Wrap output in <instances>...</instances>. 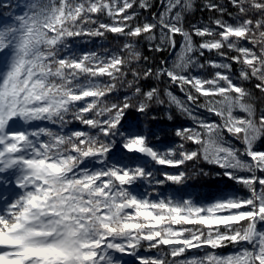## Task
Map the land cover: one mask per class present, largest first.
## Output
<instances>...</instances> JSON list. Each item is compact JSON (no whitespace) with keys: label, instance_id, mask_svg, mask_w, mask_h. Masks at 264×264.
Wrapping results in <instances>:
<instances>
[{"label":"snow or ice","instance_id":"snow-or-ice-1","mask_svg":"<svg viewBox=\"0 0 264 264\" xmlns=\"http://www.w3.org/2000/svg\"><path fill=\"white\" fill-rule=\"evenodd\" d=\"M228 3L235 12L205 0L219 15L187 30L193 0L0 3L13 9L0 17V264H126L124 255L138 264H264V150L256 149L264 0ZM108 33L123 43L73 44ZM141 39L173 58L146 66ZM205 50L221 60L200 63ZM206 66L210 76L194 74ZM149 79L157 86L145 90ZM252 81L259 97L245 86ZM165 82L185 99L161 89ZM162 96L192 124L176 129L178 144L158 148L128 115L146 116ZM201 161L248 194H164L209 175Z\"/></svg>","mask_w":264,"mask_h":264},{"label":"trees","instance_id":"trees-1","mask_svg":"<svg viewBox=\"0 0 264 264\" xmlns=\"http://www.w3.org/2000/svg\"><path fill=\"white\" fill-rule=\"evenodd\" d=\"M154 2L158 5L160 0H154ZM217 3L223 4L229 12H235V9L228 3V0H216ZM0 3L3 4H11L13 8H15L17 3L22 4L23 0H0ZM194 7L193 9L186 15L184 19V27L185 29H190L191 25L194 24H203L207 23L209 17L218 16V13H213L208 11L205 7V0H193ZM158 7H154L151 11L155 12L158 11ZM13 12L12 8L8 7H0V17H5L6 14ZM13 14H19L18 11L14 12ZM143 16H150V13L145 12L142 13ZM228 19L227 16L224 17ZM178 43L181 40V37H176ZM194 41L198 44L200 42L199 37H194ZM117 43L122 44L123 39H117L115 34L108 33L105 39L101 38H85L79 42L73 41V44L76 48L88 51V50H100L101 47H114ZM140 49L143 52V55L149 57V63L146 66H155L159 64V61L162 59H169L171 60L173 57L170 55L169 51L160 52H153L150 51L147 45V42L141 39V43L139 45ZM229 55H235L234 52L229 53ZM209 59H218L221 58L216 54L215 51L209 53L207 50L204 52V56L200 58V63H204L205 60ZM141 65H144V62L141 61ZM239 68L238 64H233V72L236 73ZM214 69L210 66H206L204 69H195L194 74L202 75V76H210L213 73ZM131 79V76L128 77ZM142 86L147 90V88L157 86L156 81L149 79L146 81H142ZM255 81L247 83L245 86L249 89L254 90ZM161 89L165 86L169 87V90L172 91L174 95H176L180 99H185V96L180 93L178 87L176 85H169L167 82L164 84L159 85ZM125 94H128L126 88H121L118 92L119 98H123ZM254 95L259 97V91L254 90ZM116 97H113L115 99ZM162 98L165 100V104L163 105H156L153 104L150 110L147 112V115H140L136 113L134 110L130 111L128 115V122L136 121L139 125V130L148 135L149 141L158 148H165L169 146H174L178 144L179 138L176 137L175 131L177 128H182L185 123L189 122L192 124V121L187 118L185 115H182L175 106H169L167 103V97ZM201 102H203L201 100ZM264 105L258 104L257 107H261ZM171 116V119H169ZM155 117V119H153ZM80 127L78 123H74L70 125V128ZM239 146V145H237ZM257 150H264V140L258 141L256 145ZM193 165L191 163L188 164V168L191 169ZM198 168H203L205 172H208L209 175H194L189 181H187L186 186L181 187L177 190L176 186H169L168 188L163 189L162 191L164 194L172 193L178 197L182 196H191L194 199L200 200H207L214 198L220 192H231L236 191L240 195H247V190L242 187V185L237 184L235 181L230 180L227 177L222 175H216L217 172L221 170L213 165H207L205 162L201 161L198 164ZM137 190L143 191L144 185H138ZM195 251V250H193ZM224 254L231 252L232 248L227 247L222 250ZM155 250L152 252L145 253L141 250V255H151L154 254ZM197 254H203L202 252ZM124 261L126 264H138V261L135 260V257L124 255Z\"/></svg>","mask_w":264,"mask_h":264},{"label":"rangeland","instance_id":"rangeland-1","mask_svg":"<svg viewBox=\"0 0 264 264\" xmlns=\"http://www.w3.org/2000/svg\"><path fill=\"white\" fill-rule=\"evenodd\" d=\"M214 60L220 61V60H218V59H214ZM225 62H227V61H225ZM176 86H177V85H176ZM188 126H191V123L187 122V123H185V125L182 126V127H188ZM200 200H203V199H200ZM226 254H227V253H226Z\"/></svg>","mask_w":264,"mask_h":264},{"label":"water","instance_id":"water-1","mask_svg":"<svg viewBox=\"0 0 264 264\" xmlns=\"http://www.w3.org/2000/svg\"><path fill=\"white\" fill-rule=\"evenodd\" d=\"M177 87H178V89H179V91H180V88H179V86H178V85H177ZM180 93L184 95V93H182L181 91H180ZM184 96H185V95H184Z\"/></svg>","mask_w":264,"mask_h":264}]
</instances>
